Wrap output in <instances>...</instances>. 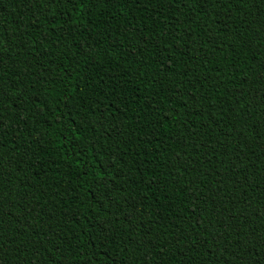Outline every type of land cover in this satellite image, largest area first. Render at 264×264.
Masks as SVG:
<instances>
[{"label":"trees","instance_id":"obj_1","mask_svg":"<svg viewBox=\"0 0 264 264\" xmlns=\"http://www.w3.org/2000/svg\"><path fill=\"white\" fill-rule=\"evenodd\" d=\"M0 264H264V0H0Z\"/></svg>","mask_w":264,"mask_h":264}]
</instances>
